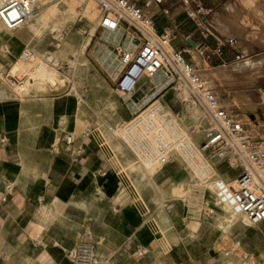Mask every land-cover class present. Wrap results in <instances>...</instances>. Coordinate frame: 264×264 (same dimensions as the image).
I'll return each instance as SVG.
<instances>
[{
    "label": "crops",
    "instance_id": "0c3cea01",
    "mask_svg": "<svg viewBox=\"0 0 264 264\" xmlns=\"http://www.w3.org/2000/svg\"><path fill=\"white\" fill-rule=\"evenodd\" d=\"M132 1L154 15L159 31L176 27L175 48L207 45L211 57L205 60L212 67L226 65L213 53L219 44L228 60L264 56V0ZM121 32L120 43L113 44L130 48L132 33ZM24 38L0 33V77L20 58ZM192 49L186 56L196 59ZM9 72L6 83L0 80V264H73L68 251L88 232L97 242L98 264H250L253 255L255 264H264V224L238 221L225 229V212L211 199L207 208H196L169 197L171 172L160 188L136 186L98 139L95 107L88 106L92 113L84 124L77 116L78 97L14 95L4 88L15 83ZM223 87L231 100L232 88ZM235 94L238 100L249 96ZM239 111L250 127L249 120H258L249 110ZM253 131L264 135V129ZM63 132L78 133L70 150L54 146ZM163 194L169 197L165 203Z\"/></svg>",
    "mask_w": 264,
    "mask_h": 264
},
{
    "label": "built area",
    "instance_id": "2783aa9c",
    "mask_svg": "<svg viewBox=\"0 0 264 264\" xmlns=\"http://www.w3.org/2000/svg\"><path fill=\"white\" fill-rule=\"evenodd\" d=\"M44 1L54 0H0V18L8 28H19ZM155 1L162 4L171 0ZM96 2L98 27L111 32L128 29L139 46L138 49L125 47L118 51V60L123 67L114 79L116 93L124 99L127 93L135 89L143 74L151 77L164 72L171 79L169 85L177 76L183 78L198 102L206 109L211 121L200 148L213 158H224L231 167L239 168L234 181H227L221 176L215 177L216 199L236 212L245 213L249 222L264 224V135L256 134L241 111L229 107L221 100L215 86L197 67L196 60L186 56V53L191 52V47L177 49L173 46V42L180 37L176 27L165 26L159 31L154 23V15L132 0ZM197 12L201 13V8ZM187 13L192 20L197 19L195 11ZM84 19V15L79 16V20ZM205 31L206 34L203 35L207 37L210 33L206 29ZM183 39L187 42L188 38L183 36ZM204 46L205 44L195 48L204 59H208L211 55L206 54L208 46ZM213 53L222 58V64L236 63L246 58L241 54L231 60L224 58L222 44ZM20 57L29 61L32 53L29 49H24ZM8 75L13 79L19 78L11 72ZM74 141L73 133L63 132L54 146L70 150ZM162 159L165 160L164 157ZM145 252L144 249L140 251L141 254ZM68 257L73 264H98L94 234L88 232V238L80 240L70 249Z\"/></svg>",
    "mask_w": 264,
    "mask_h": 264
},
{
    "label": "bare ground",
    "instance_id": "6f19581e",
    "mask_svg": "<svg viewBox=\"0 0 264 264\" xmlns=\"http://www.w3.org/2000/svg\"><path fill=\"white\" fill-rule=\"evenodd\" d=\"M78 7L84 8L85 13L89 17H98L96 0H57V2L50 4L41 12L33 14L30 17L33 19L31 21L27 20V22H29H25L20 27H23L27 23V30L24 35L29 37L33 44L37 38H43L47 34L59 36L66 21L70 18H75ZM3 23V20L0 18V33L7 31L3 26L5 23ZM121 33V29L114 31L112 32L111 37H108L107 39L112 41V43H120L122 36ZM94 34L95 29H92L89 34L87 33L84 38L82 37L83 40L79 46H73L66 42L62 47L58 45V49L55 51L49 50L47 53H43V51L35 45L30 48L29 50L32 53L31 59L26 61L20 57L10 68L12 74L17 75L20 78L25 77L23 83L17 84L18 93L24 97H28L34 89L42 88L46 91L54 90L60 85L63 75V71L59 68V65L69 63L67 61L69 59L67 53L73 49L76 50V52L73 51L72 59L69 60L70 63H72V69L75 70V74L81 73V75H88L87 69L89 63L86 56L83 54L86 47L91 43ZM129 47L138 49V46L136 47L135 42L132 40L129 41ZM192 51L196 54L199 53L196 48L192 49ZM200 57L202 56L200 55ZM113 62L109 68L112 75L117 77L122 70L123 64L119 62L118 57L115 58V64ZM80 63H82L81 69L78 67ZM147 78H151L150 80L156 87H163L169 84L171 80L167 78V75L164 72H158L151 77H148L147 74H143L138 79L135 89L126 94L128 100L133 97L134 91H136V89L140 87ZM186 85L187 84H180L179 87L184 89L183 95L190 101L188 105L190 108V116L202 120L205 116L207 117L208 114L203 108L196 105L194 101L187 96L185 90ZM145 99L147 101L148 97ZM130 105L135 107V102L131 101ZM89 108L90 107H88L86 101L81 102V100H79L77 116L83 123L85 118L92 113V110L90 111ZM97 114L104 117L103 122H105V125L107 122H110L109 129L112 130L115 138L119 139L124 144L133 147L135 150V156L138 162H130L128 170L131 173V180L136 186L142 185L146 188H160L162 179L170 177L168 172H171L172 174L186 172L191 178V183L202 187L204 190L210 189L216 192L215 177L216 175H220V171L216 167L215 162L224 158H216L214 160L207 157V153L200 148L193 132H191L190 128L187 126V116H180L170 107L166 106L160 99L155 100L140 113L123 122L120 117H118V109L115 102H112L109 99L104 101V105L97 109ZM120 116L122 117L123 115ZM102 129V125H100V132ZM96 134L99 139L102 138V135L98 130H96ZM109 139L110 138L105 137V144L106 140ZM111 139L109 142H113V137ZM101 141L104 142L103 139ZM163 157L165 158L164 161H162ZM169 159H171L172 163L175 159H178L182 163L185 161L186 165L183 163L182 165L184 166H181L180 164L174 163L170 166L167 165L162 171H160V169L158 170V168L163 167V163H168L170 161ZM177 166L179 167L177 168ZM229 169H236L239 173V168L237 166H230ZM229 169L221 170L224 173ZM233 178L234 177H232V179L231 177H224L223 179L234 181L235 179ZM190 186L189 183L184 181L174 183L168 195L170 198L176 199L189 198L188 196L192 193ZM169 197H166V195L163 194L160 198L162 199L161 202L165 203ZM221 205L225 211V218L223 221L225 229L228 230L234 222L238 221L242 223L246 222L244 224H247L245 213L236 212L228 205ZM98 255L99 253L97 250V259L99 257Z\"/></svg>",
    "mask_w": 264,
    "mask_h": 264
},
{
    "label": "rangeland",
    "instance_id": "374dc122",
    "mask_svg": "<svg viewBox=\"0 0 264 264\" xmlns=\"http://www.w3.org/2000/svg\"><path fill=\"white\" fill-rule=\"evenodd\" d=\"M55 2H57V0L47 2L44 1L34 14L41 12L47 6ZM80 15H84L85 19L83 21L79 20ZM32 19L33 18H30L29 21H31ZM27 23L23 27H19L17 29H10L6 27V25L3 26L7 29L8 32L21 35L27 30ZM92 29H95V34L91 40V43L86 47L83 54L84 56H86L89 63L87 69L88 75H81V73L75 74V70L72 69V63H70L69 60L72 59L73 51L76 52V50L73 49L72 51H69L67 53V56L69 58L67 61L69 63L59 65V68L63 71L60 85L52 91H46L45 89L41 88L34 89L32 92L39 94L70 93L78 97L81 102L86 101L88 106L91 105L92 107H95L96 111L98 108L104 105V101H107V99H109L110 101L115 102L118 109V117H120L122 122L130 117L137 115L146 107L150 106V104H152L155 100L160 99V97L163 95H166L165 101L162 99L160 100L163 101L166 106L170 107L174 112H176L180 116H187V126L190 128L191 132H193L194 137L197 139L200 145L202 139L204 138L205 132L208 126L210 125V117L205 116L204 119L198 120L196 117L190 116V108L188 107L190 101L186 97H184V89L179 87L180 84H186L183 78L177 76L172 84H167L163 87H156L154 83L150 80L151 78H147V80L140 87H138L136 91H134L132 98L128 100L126 96L124 97V99L128 101H125L116 93L113 85L114 79H116V77L112 75L109 66L113 61V63L115 64V58L119 57L118 51L120 48H117L112 43V41H109V39H107L108 37H111L112 32L105 31L99 28L98 17H89L85 13L84 8H77L75 18H70L66 21L62 32L59 33V36L47 34L43 38H37L34 44L32 41H30L29 37L25 36L23 40V47L24 49H30L35 45L36 47L40 48L43 53H47V51L49 50L55 51L56 49H58V45L62 47L66 42L73 46H79L84 36H86L87 33L89 34ZM105 33L108 35H106ZM126 37L127 36L124 35L123 40L127 39ZM198 54H196L195 59L197 67L200 68L204 76H206L211 81V84L217 87V91L225 100V103L233 109L245 111L249 110L250 112L254 113L257 116V121H259V123L255 120H249V122H251L252 124L251 128L255 130L264 129V56L247 57L242 62L212 67L210 66L207 60L200 57V54ZM78 67H80L81 69L82 63H80ZM10 68L6 70L2 69L0 80L3 84L7 82L4 78L5 72L9 71ZM14 81L15 83H13L12 87L4 86V88L8 89L14 95H19L17 90V84L24 82L25 77L15 78ZM225 84H228L232 88L230 89L233 94V96H231V100L224 93L223 86H225ZM185 90L187 92V96L192 99L196 105L200 106L206 111L203 105L200 104L196 97H194L193 93H191V89L188 85H186ZM235 91H242L243 93H248L249 96L238 100ZM146 97H148L147 101L145 99ZM139 100L142 101L140 102ZM131 101L135 102V107L130 105ZM120 115H123L124 117H121ZM103 119L104 117L98 115L97 123L99 124V128L100 125H102L103 131L101 130L100 132L97 125V127L95 128V133L96 130H98L99 133L102 135V138L98 139L100 141L103 139L104 142L101 141L103 144H105V137L110 139L113 137V142H109L112 140L109 139L106 140V144L115 153L116 157L119 158V164L122 165L121 171L124 174L131 175L130 171L128 170L129 163L138 162L136 160L135 150L133 149V147H130L124 144L119 139L115 138L112 133V130L109 129L110 122H107L105 125ZM74 135L78 136V133L74 132ZM207 157L214 160L216 159L208 154ZM122 158L125 159V162H121ZM169 160L170 161L168 163H163V167L158 168V170L160 169V171H162L166 168L167 165L170 166L174 163L180 164L181 166H184L182 165L183 163L186 165L185 161H183L182 163L178 159H175L172 163L171 159ZM215 165L219 169V171L221 169L225 170L230 168L229 163L226 159L216 161ZM237 174L238 172L236 169H229L227 172H220L219 176H222L223 178L231 177V179L232 177H234L233 179H235ZM176 175L177 174H173L172 176L173 182L175 181L174 183L184 181L191 185L190 188L192 190V193H190V196H188L190 199L178 198L179 200L188 201L190 204H192V206L196 208H207V202L211 199L217 206L222 208L221 203H219L215 197V191H212L210 189L204 190L202 187L191 183V178L186 172H180L177 176ZM149 188L152 189L153 187ZM224 218L225 215L223 216V221ZM245 218L247 219L246 215ZM247 224L248 226L256 225L254 223L249 222L248 219ZM241 253H243V251ZM250 261V264L256 263V258L254 255L252 256Z\"/></svg>",
    "mask_w": 264,
    "mask_h": 264
}]
</instances>
